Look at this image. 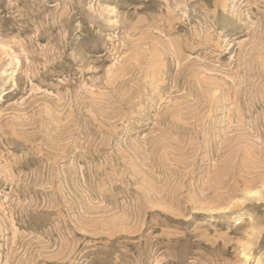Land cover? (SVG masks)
<instances>
[{"label": "rangeland", "instance_id": "rangeland-1", "mask_svg": "<svg viewBox=\"0 0 264 264\" xmlns=\"http://www.w3.org/2000/svg\"><path fill=\"white\" fill-rule=\"evenodd\" d=\"M0 264H264V0H0Z\"/></svg>", "mask_w": 264, "mask_h": 264}]
</instances>
